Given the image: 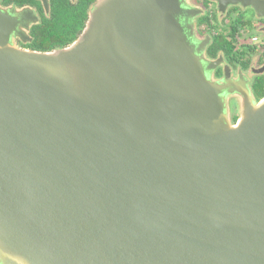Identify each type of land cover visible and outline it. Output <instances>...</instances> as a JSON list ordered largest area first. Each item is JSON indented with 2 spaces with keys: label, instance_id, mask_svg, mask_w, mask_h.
Returning <instances> with one entry per match:
<instances>
[{
  "label": "water",
  "instance_id": "water-1",
  "mask_svg": "<svg viewBox=\"0 0 264 264\" xmlns=\"http://www.w3.org/2000/svg\"><path fill=\"white\" fill-rule=\"evenodd\" d=\"M211 1L264 18V0ZM186 8L97 0L38 51L0 6L5 263L264 264V97L231 123Z\"/></svg>",
  "mask_w": 264,
  "mask_h": 264
},
{
  "label": "flooded vegetation",
  "instance_id": "flooded-vegetation-1",
  "mask_svg": "<svg viewBox=\"0 0 264 264\" xmlns=\"http://www.w3.org/2000/svg\"><path fill=\"white\" fill-rule=\"evenodd\" d=\"M186 2L189 6L186 8L183 19L186 29L193 30L195 40L192 41H195L197 46L204 44L206 58L217 66L212 70V79L226 87L223 95L226 98L228 117L234 124L239 117L244 94L253 96L257 102L260 100L257 98L259 91L263 90L262 82L264 80L260 79L264 75V33L255 32L259 29L264 31V18L255 17L253 10L249 7L243 8L241 3L226 6V11L223 12L211 0H186ZM89 5V0H0L1 8L8 11L19 22L12 38L18 47L24 49H31L35 39L33 29L36 25L41 22L50 23L53 21L54 8H60L61 15L68 18L79 15L75 18L81 20V13ZM93 5L85 11L87 17L83 19V26L79 28L78 23L71 22L65 29L62 39L56 44L59 47L55 49H61L77 38L85 26ZM222 7L224 8V6ZM22 15L24 19H22ZM242 16L250 20V25H247V31L242 36L246 51L237 57L233 53L231 54L233 56L225 57L222 54H217L212 57L208 52V47L212 41L213 33L219 32L216 31V27L228 26L224 32L227 33L228 30L232 32L231 27L235 26L237 18ZM250 28L251 30L254 28V31H250ZM251 36L256 37L257 40L252 42L253 37ZM241 93L243 94L241 95ZM0 264H8L5 263L1 255Z\"/></svg>",
  "mask_w": 264,
  "mask_h": 264
},
{
  "label": "trees",
  "instance_id": "trees-1",
  "mask_svg": "<svg viewBox=\"0 0 264 264\" xmlns=\"http://www.w3.org/2000/svg\"><path fill=\"white\" fill-rule=\"evenodd\" d=\"M90 5L86 8L82 13V19L73 17H66L61 15L60 8H54L52 13L53 21L48 23L41 22L36 25L33 29V34L35 36L34 43L31 45L32 50L39 51H49L59 47L57 42L62 39L65 29L71 22H75L79 24V28L83 26V19L87 17L85 11H87L91 5H93L96 0H89ZM247 25H250V20L245 16L238 17L236 25L231 27V30H228L227 33L224 32H215L213 33L212 41L208 47V52L212 57H215L217 54H222L225 57L233 56L231 55L234 51L242 52L237 46L235 47L234 43H238L239 37L241 38L247 31ZM253 37V36H251ZM236 56V55H235ZM242 56V55H241ZM237 57V56H236ZM260 80H264V75ZM259 80V81H260ZM263 90L259 91V95L257 96L258 100L264 97V82H262Z\"/></svg>",
  "mask_w": 264,
  "mask_h": 264
},
{
  "label": "rangeland",
  "instance_id": "rangeland-1",
  "mask_svg": "<svg viewBox=\"0 0 264 264\" xmlns=\"http://www.w3.org/2000/svg\"><path fill=\"white\" fill-rule=\"evenodd\" d=\"M227 28H228V26L226 27V26H224L223 28H221V27H216V31H221V32H223V34H224V31H226L227 30ZM254 29V28H253ZM251 30V28H250V31H254V30ZM223 30V31H222ZM243 43H244V40L242 39V37L240 38L239 37V40H238V43H237V45H236V43H234V45H235V47L237 46L242 52L243 51H246V45H243ZM239 53H240V51L238 52V51H234L233 52V54L234 55H236V56H238L239 55Z\"/></svg>",
  "mask_w": 264,
  "mask_h": 264
},
{
  "label": "built area",
  "instance_id": "built-area-1",
  "mask_svg": "<svg viewBox=\"0 0 264 264\" xmlns=\"http://www.w3.org/2000/svg\"><path fill=\"white\" fill-rule=\"evenodd\" d=\"M256 40H257L256 37L253 36L252 42H255Z\"/></svg>",
  "mask_w": 264,
  "mask_h": 264
}]
</instances>
